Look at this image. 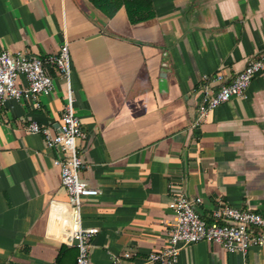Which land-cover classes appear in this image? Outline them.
Instances as JSON below:
<instances>
[{
	"label": "crops",
	"instance_id": "crops-1",
	"mask_svg": "<svg viewBox=\"0 0 264 264\" xmlns=\"http://www.w3.org/2000/svg\"><path fill=\"white\" fill-rule=\"evenodd\" d=\"M155 17L133 24L124 7L107 18L89 0H0V49L48 57L69 45L76 113L87 137L81 177L84 227H98L91 264L143 261L167 244L176 190L218 205L264 211V72L246 95L195 127L205 76L231 77L264 53V0H153ZM51 96L9 99L0 111V264H76L78 249L49 233L67 209L58 156L37 121L57 132L66 87L55 66ZM176 264H264V246L230 252L200 241Z\"/></svg>",
	"mask_w": 264,
	"mask_h": 264
},
{
	"label": "built area",
	"instance_id": "built-area-1",
	"mask_svg": "<svg viewBox=\"0 0 264 264\" xmlns=\"http://www.w3.org/2000/svg\"><path fill=\"white\" fill-rule=\"evenodd\" d=\"M48 64L55 66L66 87L60 126L54 132L49 126L32 121L27 129L30 133L41 134L46 147L58 152L53 164L59 168L61 183L67 191V209L54 210V222L49 233L77 247L76 264H91L92 240L99 228L83 226L82 206L85 197L97 196L100 190L81 177L86 161L80 141L86 139L87 135L75 109L67 42L57 55L48 57L22 50L0 49V111L9 99L28 102L35 101L40 95L51 96L56 84L48 71ZM263 72L264 53H259L233 77L224 72L205 76L194 126L204 123L223 103L245 96L253 79ZM201 204L202 198L176 190L169 202L173 220L167 244L162 249L152 251L143 261L131 264H176L182 247L200 241L217 243L230 252L242 253L254 246H264V211L222 204L214 208L212 221L208 222L200 211ZM132 257L131 251L115 254L111 257V264H122L124 259L130 260Z\"/></svg>",
	"mask_w": 264,
	"mask_h": 264
},
{
	"label": "trees",
	"instance_id": "trees-1",
	"mask_svg": "<svg viewBox=\"0 0 264 264\" xmlns=\"http://www.w3.org/2000/svg\"><path fill=\"white\" fill-rule=\"evenodd\" d=\"M107 18H112L119 9L125 8L133 24L155 17L153 0H89Z\"/></svg>",
	"mask_w": 264,
	"mask_h": 264
}]
</instances>
